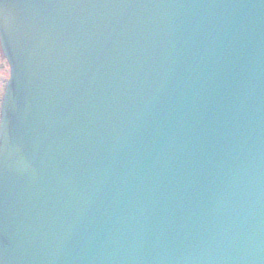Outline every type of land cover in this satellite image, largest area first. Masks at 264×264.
I'll return each mask as SVG.
<instances>
[{
	"label": "water",
	"instance_id": "95a60500",
	"mask_svg": "<svg viewBox=\"0 0 264 264\" xmlns=\"http://www.w3.org/2000/svg\"><path fill=\"white\" fill-rule=\"evenodd\" d=\"M0 35V264H264V0H0Z\"/></svg>",
	"mask_w": 264,
	"mask_h": 264
},
{
	"label": "rangeland",
	"instance_id": "374dc122",
	"mask_svg": "<svg viewBox=\"0 0 264 264\" xmlns=\"http://www.w3.org/2000/svg\"><path fill=\"white\" fill-rule=\"evenodd\" d=\"M0 71L4 72V74H6V75H7V72H6V71H4V70H0ZM6 75H4V76H6Z\"/></svg>",
	"mask_w": 264,
	"mask_h": 264
}]
</instances>
